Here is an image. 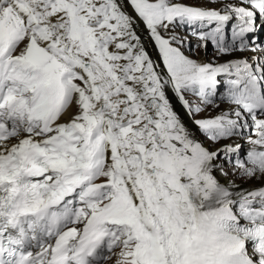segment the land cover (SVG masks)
Listing matches in <instances>:
<instances>
[{
  "label": "snow or ice",
  "instance_id": "1",
  "mask_svg": "<svg viewBox=\"0 0 264 264\" xmlns=\"http://www.w3.org/2000/svg\"><path fill=\"white\" fill-rule=\"evenodd\" d=\"M260 32L264 0H0V264H264Z\"/></svg>",
  "mask_w": 264,
  "mask_h": 264
},
{
  "label": "bare ground",
  "instance_id": "2",
  "mask_svg": "<svg viewBox=\"0 0 264 264\" xmlns=\"http://www.w3.org/2000/svg\"><path fill=\"white\" fill-rule=\"evenodd\" d=\"M260 38L261 35L258 34ZM199 53V52H198ZM211 55H215V56H211ZM211 55L209 56H206V55H203V54H200V55H197L196 58L199 59V60H202L203 62L205 63H211V61H214L215 59V62L216 63H220V62H223L220 58H217L216 56V51H214L213 53H211ZM224 59H227V57H225ZM221 107H224L223 105H221ZM213 109L210 107L209 108V111L211 112ZM244 147L246 149V151L249 149V145L247 143L244 144ZM236 183L238 185H242L244 188H250V187H253L255 186L258 182L257 181H252V180H249V181H245V180H241L239 178H236Z\"/></svg>",
  "mask_w": 264,
  "mask_h": 264
},
{
  "label": "rangeland",
  "instance_id": "3",
  "mask_svg": "<svg viewBox=\"0 0 264 264\" xmlns=\"http://www.w3.org/2000/svg\"><path fill=\"white\" fill-rule=\"evenodd\" d=\"M261 37H263V35H261ZM192 43H193V44L196 43V39H195V37L192 38ZM214 51H215L214 47H213L212 45H209L208 48H207L206 50L203 49V48H200V49L198 50L199 53H197V55L203 54V55L209 56V55H211V53H213ZM186 54H189V53H186ZM197 55H196V56H197ZM211 56H215V55H211ZM211 62H213V61H211ZM221 90L223 91V89H221ZM217 102H219V101H217ZM223 106H224V105H223ZM244 149H245V147H244ZM245 151H246V149H245ZM234 179H236V178L234 177ZM105 264H114V258H113V260L105 261Z\"/></svg>",
  "mask_w": 264,
  "mask_h": 264
}]
</instances>
